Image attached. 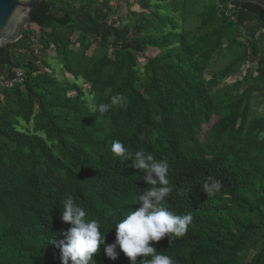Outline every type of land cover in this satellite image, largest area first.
I'll return each instance as SVG.
<instances>
[{
	"label": "trees",
	"instance_id": "16d2710c",
	"mask_svg": "<svg viewBox=\"0 0 264 264\" xmlns=\"http://www.w3.org/2000/svg\"><path fill=\"white\" fill-rule=\"evenodd\" d=\"M111 1L44 0L22 37L0 48V73L25 75L0 89V264H62L68 195L106 234L95 264H132L118 246L116 259L105 249L151 186L132 161L113 157L115 140L166 160L172 191L163 203L193 217L182 238L150 242L158 252L175 264H264V111L253 105L264 106V34L256 37L264 9L140 0L141 13L128 3L133 23L110 22ZM187 10L197 16L192 30ZM217 56L227 63L211 70ZM117 94L125 108L100 118L92 111ZM209 176L222 182L212 197L201 190Z\"/></svg>",
	"mask_w": 264,
	"mask_h": 264
},
{
	"label": "clouds",
	"instance_id": "9594fccd",
	"mask_svg": "<svg viewBox=\"0 0 264 264\" xmlns=\"http://www.w3.org/2000/svg\"><path fill=\"white\" fill-rule=\"evenodd\" d=\"M115 106L125 108L126 97L117 94L111 98L110 103L93 104L92 111H98L99 118L105 117ZM111 153L114 158L132 161L130 167L144 172L146 175L143 180L151 187L136 197L139 207L129 210L116 224V240L106 246V254L116 259L118 246L132 264H136L137 257H143L140 264H175L171 256L158 252L150 243L159 242L165 237L170 241L182 238L187 234L193 219L190 213L175 214L163 203L172 191L168 179V162L157 160L153 154L144 150L133 153L120 140L113 141ZM158 184L160 187H157ZM221 188L222 182L212 176L201 184V190L208 197L214 196ZM61 209L60 219L70 224V228L64 233L66 239L57 244L61 250L62 264H69V261L72 264H95L93 256L100 250V245L105 244L106 235L100 230L98 221L91 218L71 195L62 200ZM52 242L56 243L54 240Z\"/></svg>",
	"mask_w": 264,
	"mask_h": 264
},
{
	"label": "water",
	"instance_id": "95a60500",
	"mask_svg": "<svg viewBox=\"0 0 264 264\" xmlns=\"http://www.w3.org/2000/svg\"><path fill=\"white\" fill-rule=\"evenodd\" d=\"M44 0H0V48L17 42L30 22L31 12ZM252 3L264 9V0H230Z\"/></svg>",
	"mask_w": 264,
	"mask_h": 264
},
{
	"label": "rangeland",
	"instance_id": "374dc122",
	"mask_svg": "<svg viewBox=\"0 0 264 264\" xmlns=\"http://www.w3.org/2000/svg\"><path fill=\"white\" fill-rule=\"evenodd\" d=\"M130 4V9L134 13H141L144 10H142L139 6L140 0H112L111 1V7H112V12L110 13V22L112 21H117L118 18H123L127 19L130 23L134 22V18L132 15L129 13V5ZM197 8V6H195ZM179 18L180 16L177 15ZM186 20L183 22L185 24V29L186 30H192L191 28L195 27L197 25V16L195 13H190L188 10L186 12ZM181 19V18H180ZM182 21V20H181ZM34 36V41L37 40L38 38V33L37 30H35ZM36 47V43H35ZM147 56H154L157 50H152L148 49L147 51ZM52 57L48 60V62L53 66L52 72H54L55 75H57L59 78H62V72L60 71V60L59 58L50 51L49 53ZM141 64L144 63V57L141 55L139 56ZM227 58L224 56L221 57H215L212 61L211 65V70H216L221 68L227 63ZM66 78L71 79V75L67 74L65 75ZM234 79H226L224 82H230L233 81ZM86 86V85H85ZM87 87V86H86ZM253 105H254V110L255 112L257 111L258 113H262L264 111V106H257L256 105V99H253Z\"/></svg>",
	"mask_w": 264,
	"mask_h": 264
},
{
	"label": "built area",
	"instance_id": "2783aa9c",
	"mask_svg": "<svg viewBox=\"0 0 264 264\" xmlns=\"http://www.w3.org/2000/svg\"><path fill=\"white\" fill-rule=\"evenodd\" d=\"M232 19L234 18L232 17ZM260 34H264V27H262L256 33V37L259 36ZM24 78H25L24 71L19 67H12L10 70L4 69L0 73V89H12L17 84H22Z\"/></svg>",
	"mask_w": 264,
	"mask_h": 264
}]
</instances>
